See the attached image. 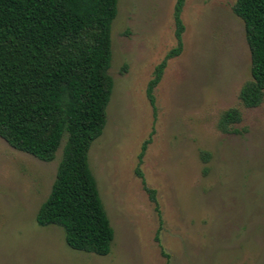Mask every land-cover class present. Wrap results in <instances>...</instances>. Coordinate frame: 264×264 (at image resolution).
Wrapping results in <instances>:
<instances>
[{
  "label": "rangeland",
  "instance_id": "rangeland-1",
  "mask_svg": "<svg viewBox=\"0 0 264 264\" xmlns=\"http://www.w3.org/2000/svg\"><path fill=\"white\" fill-rule=\"evenodd\" d=\"M236 0H185L181 54L146 98L153 70L175 47L176 0H118L111 24L113 88L88 164L114 237L105 257L77 252L57 226L39 227L40 205L62 158L51 162L0 138V264H264V101L245 108L250 54ZM237 109V134L218 130ZM155 190L158 212L135 175ZM158 231V235H157ZM156 236L158 240H156Z\"/></svg>",
  "mask_w": 264,
  "mask_h": 264
},
{
  "label": "trees",
  "instance_id": "trees-1",
  "mask_svg": "<svg viewBox=\"0 0 264 264\" xmlns=\"http://www.w3.org/2000/svg\"><path fill=\"white\" fill-rule=\"evenodd\" d=\"M117 1L0 0V138L16 151L51 162L66 136L50 193L35 222L61 228L70 249L101 257L111 252L114 233L88 152L105 127L113 88L110 30ZM184 3L176 0L174 5L176 45L155 66L146 87L154 118V90L168 61L183 49ZM232 12L243 22L250 54V79L238 98L245 108H257L264 101V0H236ZM240 120L237 109H228L219 118L218 130L237 134L230 127ZM153 133L141 145L135 175L158 212L156 192L141 171Z\"/></svg>",
  "mask_w": 264,
  "mask_h": 264
}]
</instances>
